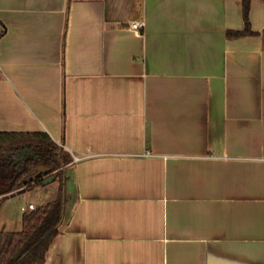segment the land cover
<instances>
[{
    "label": "crops",
    "instance_id": "1",
    "mask_svg": "<svg viewBox=\"0 0 264 264\" xmlns=\"http://www.w3.org/2000/svg\"><path fill=\"white\" fill-rule=\"evenodd\" d=\"M245 1L0 0V131L82 156L44 264H264V0L227 35Z\"/></svg>",
    "mask_w": 264,
    "mask_h": 264
},
{
    "label": "trees",
    "instance_id": "2",
    "mask_svg": "<svg viewBox=\"0 0 264 264\" xmlns=\"http://www.w3.org/2000/svg\"><path fill=\"white\" fill-rule=\"evenodd\" d=\"M244 5L245 27L229 29V37L256 33L250 26L249 0ZM72 159L73 155L47 132L0 131V206L8 196L41 182L30 179L38 164L49 166L54 180L59 182L57 197L23 213L21 229L0 230V264L45 263L47 251L61 231L65 166Z\"/></svg>",
    "mask_w": 264,
    "mask_h": 264
},
{
    "label": "rangeland",
    "instance_id": "3",
    "mask_svg": "<svg viewBox=\"0 0 264 264\" xmlns=\"http://www.w3.org/2000/svg\"><path fill=\"white\" fill-rule=\"evenodd\" d=\"M58 180L51 181L49 183H37L32 188L24 190L17 195L13 200L10 201L8 209L10 211V219H6V214L3 209H0V230H19L21 229V218L22 212L20 207L22 204H27L28 201L33 200L40 205L42 202L45 203L51 199H54L58 195ZM39 191V192H38Z\"/></svg>",
    "mask_w": 264,
    "mask_h": 264
},
{
    "label": "water",
    "instance_id": "4",
    "mask_svg": "<svg viewBox=\"0 0 264 264\" xmlns=\"http://www.w3.org/2000/svg\"><path fill=\"white\" fill-rule=\"evenodd\" d=\"M31 180H41L42 183H48L53 179L51 168L45 164H38L33 167Z\"/></svg>",
    "mask_w": 264,
    "mask_h": 264
},
{
    "label": "built area",
    "instance_id": "5",
    "mask_svg": "<svg viewBox=\"0 0 264 264\" xmlns=\"http://www.w3.org/2000/svg\"><path fill=\"white\" fill-rule=\"evenodd\" d=\"M145 23L143 21H133L130 23V26L134 29H136L137 31H141L142 27H144ZM82 156L74 154L73 155V161H77L79 159H81ZM36 205L32 202L29 204V209H35Z\"/></svg>",
    "mask_w": 264,
    "mask_h": 264
}]
</instances>
